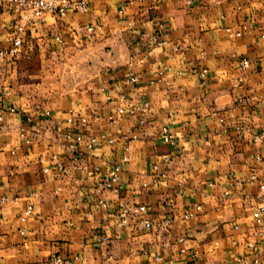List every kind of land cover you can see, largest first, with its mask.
<instances>
[{"label":"crops","instance_id":"crops-1","mask_svg":"<svg viewBox=\"0 0 264 264\" xmlns=\"http://www.w3.org/2000/svg\"><path fill=\"white\" fill-rule=\"evenodd\" d=\"M87 2L86 14L48 17V28H26L21 36L33 47L15 57L0 55V104L10 125L8 134L0 132V264H50L54 256L66 264H155V256L173 264H237L239 257L252 264L248 245L258 242L256 218L264 204V141L254 140L264 136V0ZM16 19L0 7V53L8 48ZM89 25L97 28L91 36L77 35ZM227 29L241 35L230 37ZM154 36L165 44L158 46ZM80 48L99 64L90 93L68 106L35 105L21 88L29 66L82 60ZM242 60L249 62L244 71ZM194 69L207 71L204 84ZM143 104L146 114L130 113ZM12 107L32 117L25 126L32 138L28 146L18 139L24 124L7 111ZM162 127L182 148L169 164L163 158L170 148L158 138ZM68 129L84 136L74 161L61 147ZM100 133L115 143L98 141L87 152L86 139ZM123 156L129 162L119 194H94V167L105 173ZM154 165L167 174L159 186L151 184ZM98 199L106 209L96 206ZM80 203L90 204V218L75 209ZM194 203L201 206L199 214L177 221L167 233L122 228L114 218L123 205L143 204L157 224L172 214L180 217ZM29 206L33 215L23 222Z\"/></svg>","mask_w":264,"mask_h":264},{"label":"built area","instance_id":"built-area-1","mask_svg":"<svg viewBox=\"0 0 264 264\" xmlns=\"http://www.w3.org/2000/svg\"><path fill=\"white\" fill-rule=\"evenodd\" d=\"M0 7L5 9L9 13H13L17 16L16 23L13 31L10 33L8 37V48L5 52L0 53V55H6L9 57H15L19 51L23 47H33V43L31 40L24 41L21 33L28 27L35 26H45L48 28L47 18L52 17L56 19H63L69 13L75 14H86L88 12V2L87 0H0ZM249 25H243V30L247 31ZM97 28L92 25L86 26L84 28H79L77 30V35H80L83 38H87L91 36ZM227 34L230 37H239L241 33L239 32H231V30H226ZM264 38V36H262ZM55 40L60 42V36H55ZM153 40L158 46H162L165 43L158 41L157 37L154 36ZM173 52H179L182 56H184V51H182L177 46H174L172 49ZM249 62L248 60H242L239 63V68L244 71L248 69ZM170 69L168 68L167 71ZM193 73L197 74L201 80V83L204 84L205 78L207 75L206 70H197L194 69ZM177 75H181V72L178 71ZM159 75H163V72H159ZM130 82L134 83L135 79L130 78ZM264 99V98H263ZM139 110L141 113L146 114L148 111V105L143 104L139 108H132L130 113L134 114L135 111ZM11 114H19V116L23 119V124L17 130L18 139L25 146H28L32 143V138L29 136V132L26 125H31L32 117L28 114H20L15 108H9L7 110ZM5 112L4 108L0 104V132L3 135L8 134L10 129V125L4 122L3 113ZM124 113L123 109H119L117 111L118 115H122ZM72 114V113H71ZM46 116H49V112H45ZM110 123L114 122V118L110 116L108 118ZM69 123H72V119L68 120ZM140 125L144 124V121L141 120L139 122ZM158 138L161 140L163 144L170 148V154L163 158V162L165 164H169L172 162V159L175 156H178L182 153V148L180 147V140L173 134V132L167 128L162 127L158 133ZM84 140L83 134L80 132H75L73 129H68L63 136V143H61L62 149L70 154L71 159L74 161L79 155L78 145ZM254 140L257 142H263V135H256ZM98 141H102L108 145H113L115 140L112 138H107L103 133H100L97 137L91 136L88 137L85 141L84 148L87 152L93 151ZM3 152V148L0 147V153ZM13 154V151L9 152ZM259 160V158H257ZM129 162L128 156H123L119 164H113L111 168L105 172L101 173V169L99 165L94 167V173L97 175V179L94 182V194L100 195L103 192H110L113 195H118L120 192V180L121 174L123 172V165ZM57 171L63 170L60 164H56ZM167 179V174L165 171H160L157 165L152 167L151 174V184L153 186L162 185ZM251 179H254L252 176ZM184 179L181 182H178V186L180 188V192H183L184 187ZM239 184V182H237ZM261 190H264V184L260 187ZM1 203L5 202L4 198H1ZM96 206L100 209H106L107 204L104 200L98 199L96 201ZM76 210H85V214L87 218L92 216V210L90 204L80 203L74 206ZM151 208L147 205H130L126 204L119 207L114 212V218L117 221L119 227H131L138 225L142 230L151 231L156 229L157 232L167 233L170 227L175 224L177 221H188L193 219L199 214L201 211V206L197 203H194L191 207V210L182 213L179 216L176 214H172L170 217L162 219L154 224L151 222L147 215ZM33 215V209L31 206L27 207L24 211L23 217L21 220L24 222L28 217ZM256 223L258 225V233L257 238L258 242L250 243L248 245V255L252 258V264H262L264 263V204L258 208V217L256 218ZM21 235L25 234L24 230L20 231ZM105 239L102 238L101 242ZM180 244L185 242L184 238L178 239ZM181 253L185 252V249L182 248ZM197 255V252H194L192 257L194 258ZM153 262L155 264H173V262L169 259H165L162 256L153 257ZM67 262L63 260L60 256H54L50 260V264H66ZM237 264H246L244 257H239L237 259ZM220 264H229V263H220Z\"/></svg>","mask_w":264,"mask_h":264},{"label":"rangeland","instance_id":"rangeland-1","mask_svg":"<svg viewBox=\"0 0 264 264\" xmlns=\"http://www.w3.org/2000/svg\"><path fill=\"white\" fill-rule=\"evenodd\" d=\"M96 61L84 50L82 60H37L22 75L21 88L41 108L68 106L90 93L99 67Z\"/></svg>","mask_w":264,"mask_h":264}]
</instances>
